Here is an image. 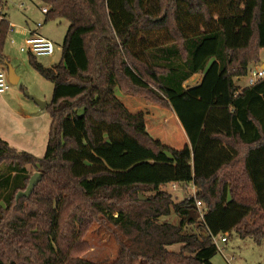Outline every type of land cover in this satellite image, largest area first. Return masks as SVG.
<instances>
[{"label": "trees", "instance_id": "trees-1", "mask_svg": "<svg viewBox=\"0 0 264 264\" xmlns=\"http://www.w3.org/2000/svg\"><path fill=\"white\" fill-rule=\"evenodd\" d=\"M38 1L45 22L68 28L58 64L29 55L53 85L44 156L0 139V264H211L213 236L264 242V78L236 83L260 63L264 0ZM9 30L2 15L0 65ZM195 75L202 81L187 90ZM117 91L173 111L188 144L153 139ZM195 97L205 111L188 123L177 105ZM28 167L41 179L16 201ZM170 184L196 194L174 203ZM171 215L176 224L159 222ZM102 219L126 243L111 263H92L85 238Z\"/></svg>", "mask_w": 264, "mask_h": 264}, {"label": "rangeland", "instance_id": "rangeland-1", "mask_svg": "<svg viewBox=\"0 0 264 264\" xmlns=\"http://www.w3.org/2000/svg\"><path fill=\"white\" fill-rule=\"evenodd\" d=\"M41 8L38 0H2L0 6V19L4 15L12 28V33H8L5 38L3 56L19 79L15 85L7 80L8 90L0 95V134L8 138L10 146L36 158H42L45 154L50 126L47 110L41 109L36 100L50 103L53 85L33 69L29 54L20 52V48L24 47L29 31L37 23H41L39 32L54 43L55 52L49 57H35V60L46 68L53 67L60 61L61 45L68 28L66 20L45 22ZM259 58L264 62V49L260 51ZM0 68L8 69L6 64L0 65ZM258 69L259 64L250 65L248 75L237 82L238 87H249V74ZM198 77L200 75L185 84L187 90L202 81L203 76ZM116 94L129 112L144 114L147 132L153 139L174 149H181L188 143L181 121L173 111L149 103L143 98L123 95L119 91ZM192 101L193 103L177 105V108L182 114L190 111L185 117L188 123H198L205 111L206 102L200 97H195ZM27 169L29 178L38 173L31 167ZM163 191L171 195L174 203H178L192 196L196 188L188 184L186 188L177 190L166 186ZM142 199L144 198L141 197ZM159 222L176 224L178 219L171 215ZM226 238V242L217 241L218 253L212 258L211 264H264V242L258 244L249 238L240 239L234 232L227 234ZM85 239L90 249L83 258L92 263H111L118 253L120 243H126L125 238L106 219L95 222ZM169 250L178 252L179 246H172Z\"/></svg>", "mask_w": 264, "mask_h": 264}, {"label": "built area", "instance_id": "built-area-1", "mask_svg": "<svg viewBox=\"0 0 264 264\" xmlns=\"http://www.w3.org/2000/svg\"><path fill=\"white\" fill-rule=\"evenodd\" d=\"M2 3V0H0ZM1 6V5H0ZM42 14L47 13V8H41ZM41 23L37 24V27H40ZM9 33H12V28L10 26ZM11 43L13 44V40L11 39ZM20 52L27 53L34 57H49L52 56L55 52V45L49 39L42 37L37 34L35 31L30 30L28 33V37L24 40V47L20 48ZM264 78V71L262 69H258L257 71H252L249 74V86H253L258 83L261 79ZM8 73L6 69L0 68V95L4 94L8 90ZM172 190H177L181 188H186L187 184H170L168 185ZM194 187V186H193ZM194 189V188H193ZM196 192H193L192 196H194ZM196 208L199 214L200 219H203L204 209L201 202L196 201ZM226 242V234L213 236L212 241L218 248L217 241Z\"/></svg>", "mask_w": 264, "mask_h": 264}, {"label": "water", "instance_id": "water-1", "mask_svg": "<svg viewBox=\"0 0 264 264\" xmlns=\"http://www.w3.org/2000/svg\"><path fill=\"white\" fill-rule=\"evenodd\" d=\"M7 73H8V81L12 85H15L18 83V77L15 75L13 69L7 64ZM264 69V66H263ZM32 98V97H31ZM36 103L41 109H44L46 106L45 102L37 101ZM41 179V174L40 173H35L32 177L29 178L28 185L24 191H19L16 195V201H18L21 198H28L30 194L32 193L33 189L35 186L38 184V182ZM143 200V199H142Z\"/></svg>", "mask_w": 264, "mask_h": 264}, {"label": "crops", "instance_id": "crops-1", "mask_svg": "<svg viewBox=\"0 0 264 264\" xmlns=\"http://www.w3.org/2000/svg\"><path fill=\"white\" fill-rule=\"evenodd\" d=\"M42 13V12H41ZM43 16H45L44 14H42ZM6 20H7V18H5ZM8 21V20H7ZM9 22V21H8ZM10 23V22H9ZM38 24V23H37ZM37 24H36V27H34V29H32V31H35L37 34H39V35H41L42 36V34H41V32H39V29L42 27V24H41V26L40 27H37ZM42 37H44V36H42ZM263 66H264V62H262V61H260V63H259V69H262L263 71H264V69H263ZM197 76H199V75H195L194 77H192L191 79H193V78H195V77H197ZM200 77H202L201 75H200ZM200 77H198V78H200ZM190 79V80H191ZM189 80V81H190ZM19 81V80H18ZM238 81H240V80H237L236 81V83L238 82ZM238 86V85H237ZM243 89V88H242ZM25 117H28V116H25ZM0 139H2L3 141H5V142H7L8 144H9V146L11 145L10 143H9V140H8V138H5L2 134H0ZM188 144V143H187ZM186 145V144H185ZM10 147H12V146H10ZM13 148V147H12ZM14 149H16V150H18V148L17 147H15Z\"/></svg>", "mask_w": 264, "mask_h": 264}]
</instances>
